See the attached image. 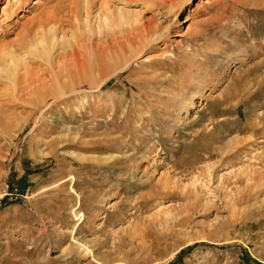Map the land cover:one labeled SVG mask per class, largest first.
Wrapping results in <instances>:
<instances>
[{"label":"rangeland","instance_id":"374dc122","mask_svg":"<svg viewBox=\"0 0 264 264\" xmlns=\"http://www.w3.org/2000/svg\"><path fill=\"white\" fill-rule=\"evenodd\" d=\"M90 1L85 16L81 0H0V47L50 7L77 43L104 2L165 31L124 68L9 109L0 264H264V0ZM44 68L20 69V91Z\"/></svg>","mask_w":264,"mask_h":264},{"label":"bare ground","instance_id":"6f19581e","mask_svg":"<svg viewBox=\"0 0 264 264\" xmlns=\"http://www.w3.org/2000/svg\"><path fill=\"white\" fill-rule=\"evenodd\" d=\"M59 1V4L65 3L64 0ZM90 5H92L90 0H81L79 7L85 16L89 15L88 10L93 6ZM101 6V12L98 10L96 14L98 19L96 28L99 29L97 37L92 38L93 36L86 35L80 43L74 41V38H72V41L65 40V27L58 25L61 18L59 19L57 11L60 10L56 11L52 9L54 7H50L51 10L46 14L44 13V16L40 14L37 19L34 18L35 20H31L25 26L24 33L19 36V39L16 38L17 40L9 46L6 44L0 47V85L4 83V85L10 87V91H3L0 94L2 99L0 100L1 128H9L15 121V116L10 113L9 109L16 101L25 102V99H28L27 101L31 100L33 103H37L36 106H39L48 91L53 90L56 97L57 94L61 95L63 93V89H71L77 84L87 82L93 71L104 72V68L107 70L108 66L114 68V71L119 67L124 68L131 58H136V56L143 53L148 54L149 50L155 47V43L161 40L162 34H165V31L163 33V29L159 25L149 22L147 24L140 23L138 20L140 11H131L129 8L124 7L125 4L123 3L122 6L115 8L109 7L107 2L102 3ZM79 7L77 8L79 9ZM72 14L73 17L75 14ZM75 17L77 16L75 15ZM85 33L87 34V32ZM91 34L93 33L91 32ZM37 61L41 63L42 68L45 67L42 74L39 73L36 78L35 83H37V86H34V91L30 93L20 91L22 90L23 81L18 71L27 68L31 63L36 64ZM151 61L154 62V60ZM60 62L61 68H58L57 65ZM37 71L41 70L38 69ZM34 72L37 75L35 70ZM47 77L49 84L48 81H44V78L47 79ZM29 85L32 86V84ZM26 87L24 86L23 90L28 89ZM233 143L234 140L231 144ZM75 246L78 251L84 250L83 244L76 242Z\"/></svg>","mask_w":264,"mask_h":264}]
</instances>
